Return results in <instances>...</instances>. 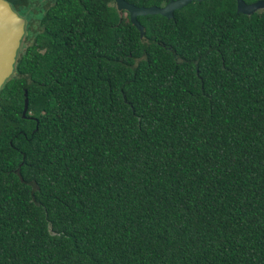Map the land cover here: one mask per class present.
Masks as SVG:
<instances>
[{"label": "trees", "instance_id": "16d2710c", "mask_svg": "<svg viewBox=\"0 0 264 264\" xmlns=\"http://www.w3.org/2000/svg\"><path fill=\"white\" fill-rule=\"evenodd\" d=\"M6 1L0 264H264V9Z\"/></svg>", "mask_w": 264, "mask_h": 264}, {"label": "water", "instance_id": "95a60500", "mask_svg": "<svg viewBox=\"0 0 264 264\" xmlns=\"http://www.w3.org/2000/svg\"><path fill=\"white\" fill-rule=\"evenodd\" d=\"M189 0H165L161 4H132L126 0H113L117 10L127 12L129 21L142 33V24L135 15L144 12H159L166 16L171 14L173 7L186 3ZM264 9V0H235V10L241 13H250L255 8ZM24 17L13 10L6 0H0V85L12 71L16 50L20 37L24 31ZM25 90L23 89V94ZM26 107V96L23 95L21 115Z\"/></svg>", "mask_w": 264, "mask_h": 264}, {"label": "rangeland", "instance_id": "374dc122", "mask_svg": "<svg viewBox=\"0 0 264 264\" xmlns=\"http://www.w3.org/2000/svg\"><path fill=\"white\" fill-rule=\"evenodd\" d=\"M21 37H22V35H21ZM21 37H20V41H19V44H18L17 49L20 48V47L22 46Z\"/></svg>", "mask_w": 264, "mask_h": 264}, {"label": "flooded vegetation", "instance_id": "af4514ba", "mask_svg": "<svg viewBox=\"0 0 264 264\" xmlns=\"http://www.w3.org/2000/svg\"><path fill=\"white\" fill-rule=\"evenodd\" d=\"M24 17V16H23ZM25 23H26V18L24 17V25L23 26H25Z\"/></svg>", "mask_w": 264, "mask_h": 264}]
</instances>
